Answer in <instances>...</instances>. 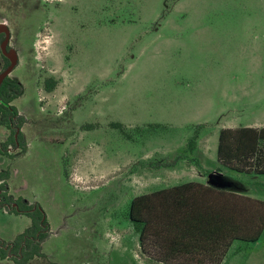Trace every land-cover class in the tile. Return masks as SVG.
Segmentation results:
<instances>
[{
	"label": "rangeland",
	"instance_id": "rangeland-1",
	"mask_svg": "<svg viewBox=\"0 0 264 264\" xmlns=\"http://www.w3.org/2000/svg\"><path fill=\"white\" fill-rule=\"evenodd\" d=\"M0 24L17 55L26 149L0 155V170L50 231L45 260L27 264H160L142 255L129 204L183 182L178 168L157 171L191 139L216 160L221 129L264 121V0H0ZM7 136L0 125V144ZM243 181L264 202V176ZM29 222L0 210V241ZM222 264H264V231L233 242Z\"/></svg>",
	"mask_w": 264,
	"mask_h": 264
},
{
	"label": "trees",
	"instance_id": "trees-1",
	"mask_svg": "<svg viewBox=\"0 0 264 264\" xmlns=\"http://www.w3.org/2000/svg\"><path fill=\"white\" fill-rule=\"evenodd\" d=\"M3 35H0V43ZM1 54V52H0ZM4 68L9 61L2 56ZM56 86L47 78L44 89ZM23 93L16 78L7 77L0 85V125L8 130L0 144V155L12 158L24 152V118L12 102ZM86 125L83 128H93ZM119 130L123 126L112 123ZM196 141H188L187 150H194ZM219 166L237 173L264 176V128H223L216 148ZM10 174L0 170V210L10 215L25 216L30 225L12 241H0V260L27 264L34 259L45 260L42 243L49 235V223L43 208L36 201L15 198L8 192ZM128 218L137 234L143 256L160 264H222L233 242L256 243L264 231V202L241 194L218 190L207 185L188 182L149 194L134 197Z\"/></svg>",
	"mask_w": 264,
	"mask_h": 264
},
{
	"label": "crops",
	"instance_id": "crops-1",
	"mask_svg": "<svg viewBox=\"0 0 264 264\" xmlns=\"http://www.w3.org/2000/svg\"><path fill=\"white\" fill-rule=\"evenodd\" d=\"M221 30H222V32H224L223 31L224 29H221ZM255 100H257V101L252 103L251 106L258 107L259 104H263L259 100V98H256ZM239 127H250V128L260 129V128H264V121L263 120H255L254 122H249L247 124H243L242 126H237V127L232 126V127H226V128H239ZM216 148H217V145H216ZM184 151H185V148L181 152L180 151L173 152V154L170 155V157H173L172 158L173 160L170 158L171 159L170 162L172 164L168 167L160 168V170L157 171L160 174L165 173V175L167 174L166 176H168L170 170L174 171V170H176V168H178L179 175H180L178 181L180 180L183 182H181L179 184H165L164 188L157 189L155 191L168 189V188L175 187V186L183 184V183L195 182V183H200L203 185L210 186V187L218 189V190H224V191H229V192L241 194V195L253 198V199L255 198L256 200L259 199V198H256L254 196H250L249 194H246V191H249L251 193V190L249 188H247V185L243 181V179L256 178V177H258V175L237 174V173L231 172V171L219 166L217 164L216 160H209L207 158L206 152H204L202 149L197 148V147L194 148V150H192V152L190 151L189 153L188 152L186 153ZM177 153H180L181 157ZM215 158H216V156H215ZM192 160L194 162H192ZM182 161L185 162L184 166L181 165ZM214 162H216V164H214ZM161 170H163V172H161ZM157 172L156 173H148L147 176H149L151 178H156L155 182H157V177H156V176H158ZM153 174H156V176ZM160 174H159V176L161 177ZM147 176H144V178ZM167 180L169 181V183H173L176 181V180H169V179H167ZM155 191H153V192H155ZM254 193H258V191L255 190ZM29 223H28V226H29Z\"/></svg>",
	"mask_w": 264,
	"mask_h": 264
},
{
	"label": "water",
	"instance_id": "water-1",
	"mask_svg": "<svg viewBox=\"0 0 264 264\" xmlns=\"http://www.w3.org/2000/svg\"><path fill=\"white\" fill-rule=\"evenodd\" d=\"M0 35H3V39L0 43V52L8 61L9 65L0 73V85L5 78L9 77L14 68L17 65V55L14 51L8 48L10 42V29L4 25L0 24Z\"/></svg>",
	"mask_w": 264,
	"mask_h": 264
}]
</instances>
